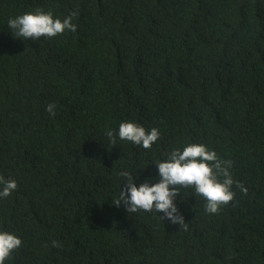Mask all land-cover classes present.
Segmentation results:
<instances>
[{"label": "trees", "instance_id": "1", "mask_svg": "<svg viewBox=\"0 0 264 264\" xmlns=\"http://www.w3.org/2000/svg\"><path fill=\"white\" fill-rule=\"evenodd\" d=\"M37 8L76 31L13 38ZM125 120L160 138L109 143ZM187 142L231 161L232 201L209 214L181 188L180 225L113 205L121 168L155 177ZM0 175L22 241L5 264H264V0H0Z\"/></svg>", "mask_w": 264, "mask_h": 264}, {"label": "clouds", "instance_id": "2", "mask_svg": "<svg viewBox=\"0 0 264 264\" xmlns=\"http://www.w3.org/2000/svg\"><path fill=\"white\" fill-rule=\"evenodd\" d=\"M76 12L68 15L55 16L51 10L44 11L37 8L14 17H9L7 26L13 38L20 40H37L41 37L53 38L77 29L73 18ZM55 105L49 103L46 111L54 115ZM105 136L109 143L115 144L117 139L130 142L143 149H151L160 138L157 127L146 129L135 121H121L117 129L108 128ZM156 167L155 177L140 179L137 169L135 172L129 168H121L117 176L123 182L113 205L119 207L123 204L127 213L137 211H154L162 220L172 224H185L184 216L177 207L176 198L181 188L194 189L195 194L201 196L204 209L209 214H215L222 205L233 200L234 184L229 171L231 161L222 159L217 152L204 143L187 142L180 147L173 148L163 159L153 163ZM121 185V184H120ZM17 188L15 179H7L0 175V199L8 197ZM242 192L247 189L241 186ZM22 241L15 233L0 230V264L10 259L13 251L19 249ZM53 247L57 242H52Z\"/></svg>", "mask_w": 264, "mask_h": 264}]
</instances>
